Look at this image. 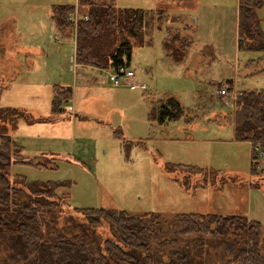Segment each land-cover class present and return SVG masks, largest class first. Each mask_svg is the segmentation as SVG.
Returning a JSON list of instances; mask_svg holds the SVG:
<instances>
[{
    "label": "rangeland",
    "instance_id": "1",
    "mask_svg": "<svg viewBox=\"0 0 264 264\" xmlns=\"http://www.w3.org/2000/svg\"><path fill=\"white\" fill-rule=\"evenodd\" d=\"M21 1L13 9L0 4V135L11 136L24 158H39L48 168L13 165L10 181L16 191H26L22 179L37 182L44 197L53 191L51 184H64L52 198L62 205L59 224L67 216L86 222L79 209H112L159 216L163 239L185 227L182 215L196 213L244 216L260 222L264 231L262 162L251 175V145L236 140L234 132L236 91H264V52L237 49L234 0H212L218 4L216 19L210 11H193L192 0L182 1L179 10L171 8L168 19L183 15L184 20L161 22L152 47L135 48L131 55L130 69L145 86L136 90L99 82L109 70H70L75 26L68 39L51 31L47 8L75 0ZM200 12L206 17L192 26ZM186 24L194 45L185 62L174 65L162 41L170 27L182 30ZM103 32L100 38H107ZM182 36L191 41L190 35ZM60 81L71 87L72 99L52 112L50 100ZM223 88L225 95L218 92ZM171 97L195 118L191 124L182 118L163 124L150 119L155 101ZM108 224L102 219L97 228L102 241L113 239ZM6 243L0 239V264L7 259ZM210 253L214 264L232 255L222 247Z\"/></svg>",
    "mask_w": 264,
    "mask_h": 264
},
{
    "label": "trees",
    "instance_id": "2",
    "mask_svg": "<svg viewBox=\"0 0 264 264\" xmlns=\"http://www.w3.org/2000/svg\"><path fill=\"white\" fill-rule=\"evenodd\" d=\"M262 5V0H238L237 49L264 52V32L257 16ZM75 11L80 16L74 34L75 63L98 70L130 68L135 48H151L154 29H159L161 22L181 21L180 16L168 19L162 10L120 8L109 0H76L75 4L53 5L49 12L53 29L64 38L72 36L74 25L69 16ZM102 30L107 38H100ZM184 30L187 28L170 27L162 41L164 53L174 65L185 62L191 46V41L183 40L180 31ZM114 31L121 36L116 39ZM97 38L100 44L99 40L94 44ZM235 96V138L251 145V175L256 174L258 161L264 175V91H237ZM71 98L70 87L56 85L51 111L58 112ZM160 100L150 109L152 121H194L174 98ZM13 110L16 115L31 116ZM13 165L48 168L39 158H24L11 136L0 135V239L7 241V259L2 264H214L210 251L219 247L232 253L222 264H264L262 224L239 215H182L179 220L186 225L170 239L161 238L159 216L153 213L129 215L112 209H79L87 223L67 216L59 224L62 205L52 198H57L56 190L64 184H51L54 192L44 197L34 184L37 182L22 179L26 191L20 187L16 191L10 181ZM102 219L110 223L113 239L102 241L96 232Z\"/></svg>",
    "mask_w": 264,
    "mask_h": 264
},
{
    "label": "crops",
    "instance_id": "3",
    "mask_svg": "<svg viewBox=\"0 0 264 264\" xmlns=\"http://www.w3.org/2000/svg\"><path fill=\"white\" fill-rule=\"evenodd\" d=\"M76 1V0H75ZM109 1H113L116 6L118 7H123V8H132V9H143V10H146V11H158V10H162L164 12H166L168 14V11L174 7V9H177L179 10V5L182 3V1H189V0H109ZM191 1V0H190ZM263 1V5L262 7L257 11V16L260 20V23H261V28L264 32V0ZM65 2H59V3H53V4H50L49 7L46 8L48 9V13H47V16L49 18V12H50V9L53 5H68V4H64ZM233 6H234V20H235V27H236V36H237V24H238V0H234L233 2ZM0 4H5L7 9H13L14 5L15 4H22V1L21 0H0ZM34 4H39V3H34ZM191 5H192V9L193 11H201V10H207V11H210L212 13V16L214 19H216V16L214 15L213 11L214 10H217L218 8V4L217 2H214L212 0H192L191 1ZM28 6V5H27ZM36 7H39L36 6ZM221 15H223L222 13H220ZM178 17V16H177ZM181 17V16H180ZM201 17H206V14L205 12H200L198 14V16L196 15L194 20H193V23H192V26L200 23V18ZM175 18V17H174ZM183 15L181 17V21H183ZM7 21H10V19H5ZM13 21V20H11ZM181 21L179 23H181ZM14 22V21H13ZM49 22H50V26H51V31L54 30L53 29V24L52 22L50 21V18H49ZM202 22V21H201ZM177 23V25L179 24ZM2 24H5V23H2ZM189 25L186 24L185 26H181L182 28H190L188 27ZM188 33H186V32ZM182 35H190L191 36V41H192V44H191V48L192 46L194 45V42H193V34L189 32V29L188 30H184V31H180ZM185 32V33H184ZM11 33H9V30L6 29L5 32L3 33L4 37L7 38ZM16 40H19V41H27L25 40L24 38H19V37H15ZM31 39V38H30ZM236 39V37H235ZM31 40H34V38H32ZM190 51V50H189ZM212 52V51H211ZM189 53V52H188ZM199 55H203V53L201 51L198 52ZM213 53V52H212ZM211 53V55H212ZM188 57H189V54H188ZM212 57V56H210ZM167 58V57H166ZM74 57L72 58V61H73ZM212 59H216V57H212ZM32 62V61H31ZM31 64V63H30ZM60 68V67H59ZM90 67H81L79 65H77L75 62H73V65L70 66V70L74 72V70L76 72H79L80 74L83 72V71H86V70H89ZM94 69V68H93ZM92 83H95L97 84V79L96 78H93V81ZM58 85H62L61 84V81L60 83H58ZM64 86V85H63ZM64 87H68V86H64ZM235 87V86H234ZM71 88V87H70ZM72 90V89H71ZM237 92V91H236ZM72 95H73V92H72ZM72 99V98H71ZM51 101V100H50ZM76 115H78L77 113L75 114V117ZM78 117V116H77ZM76 117V118H77ZM40 118H43L45 119L46 117H40ZM204 122V120H202ZM188 124H191L188 123ZM188 127V126H187ZM187 127H184L185 129H187ZM184 129V130H185Z\"/></svg>",
    "mask_w": 264,
    "mask_h": 264
},
{
    "label": "built area",
    "instance_id": "4",
    "mask_svg": "<svg viewBox=\"0 0 264 264\" xmlns=\"http://www.w3.org/2000/svg\"><path fill=\"white\" fill-rule=\"evenodd\" d=\"M80 19V16L75 11L73 15L69 16V21L73 23L75 26L77 24V21ZM99 82L101 83H110L113 86H127L130 90H136V89H144L145 86L139 82L137 79L134 70L124 67V66H118L114 70H110L106 72V75H101L98 78ZM220 94H227V89L223 88L218 90Z\"/></svg>",
    "mask_w": 264,
    "mask_h": 264
}]
</instances>
